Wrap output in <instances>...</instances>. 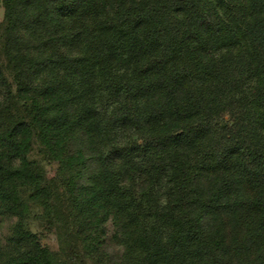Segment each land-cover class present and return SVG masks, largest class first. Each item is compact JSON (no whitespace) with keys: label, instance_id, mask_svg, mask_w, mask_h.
<instances>
[{"label":"trees","instance_id":"trees-1","mask_svg":"<svg viewBox=\"0 0 264 264\" xmlns=\"http://www.w3.org/2000/svg\"><path fill=\"white\" fill-rule=\"evenodd\" d=\"M2 3L0 264H264V0Z\"/></svg>","mask_w":264,"mask_h":264},{"label":"rangeland","instance_id":"rangeland-1","mask_svg":"<svg viewBox=\"0 0 264 264\" xmlns=\"http://www.w3.org/2000/svg\"><path fill=\"white\" fill-rule=\"evenodd\" d=\"M3 16H4V7L2 0H0V21L3 19ZM31 156H33L40 163L43 164L45 173L48 177H52L59 172V165L57 164V162L53 159H46L43 154L38 152L37 146L34 147L33 151L31 152ZM0 218L1 221H3V225H1L0 227V237L3 238L4 235L8 233L9 225L11 224L12 220L7 219V216H1ZM27 223L29 229L38 236L42 246H45L51 250L58 249L59 243L57 240L55 230L53 228H47L44 220L39 216V214L36 215V213L33 212L31 216H29ZM105 228H106V235L108 236L112 231V226L110 221H107L105 223ZM108 240L107 242L109 243ZM110 243H112V241Z\"/></svg>","mask_w":264,"mask_h":264}]
</instances>
